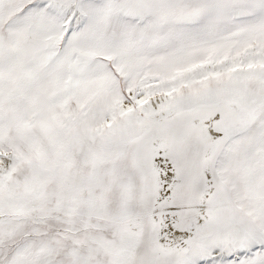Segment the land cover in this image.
I'll return each mask as SVG.
<instances>
[{
	"label": "snow or ice",
	"instance_id": "snow-or-ice-1",
	"mask_svg": "<svg viewBox=\"0 0 264 264\" xmlns=\"http://www.w3.org/2000/svg\"><path fill=\"white\" fill-rule=\"evenodd\" d=\"M0 264H264V0H0Z\"/></svg>",
	"mask_w": 264,
	"mask_h": 264
}]
</instances>
